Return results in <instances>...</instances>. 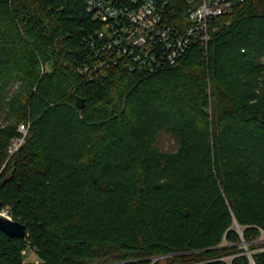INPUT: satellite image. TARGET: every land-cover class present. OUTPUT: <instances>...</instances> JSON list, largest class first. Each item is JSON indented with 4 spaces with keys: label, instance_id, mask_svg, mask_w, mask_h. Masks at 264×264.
Returning a JSON list of instances; mask_svg holds the SVG:
<instances>
[{
    "label": "trees",
    "instance_id": "16d2710c",
    "mask_svg": "<svg viewBox=\"0 0 264 264\" xmlns=\"http://www.w3.org/2000/svg\"><path fill=\"white\" fill-rule=\"evenodd\" d=\"M213 23L212 40L174 66L120 62L91 78L87 0H0V96L22 83L0 120V210L27 227L24 238L0 231V264H226L236 226L258 237L264 0ZM22 97L28 135L7 160ZM164 134L173 151L159 147Z\"/></svg>",
    "mask_w": 264,
    "mask_h": 264
},
{
    "label": "built area",
    "instance_id": "2783aa9c",
    "mask_svg": "<svg viewBox=\"0 0 264 264\" xmlns=\"http://www.w3.org/2000/svg\"><path fill=\"white\" fill-rule=\"evenodd\" d=\"M243 1L87 0V10L97 28L89 40L95 60L84 70L89 75L103 73L104 68L120 62L130 71L142 73L174 66L192 46L209 43L218 31L213 22ZM25 130L22 124L18 132ZM11 143L9 151L15 153L24 140L19 135ZM0 213L11 218L8 211ZM236 231L241 237L237 252L218 260L226 264H264V230L259 229L258 237L251 242L243 238L239 226Z\"/></svg>",
    "mask_w": 264,
    "mask_h": 264
},
{
    "label": "rangeland",
    "instance_id": "374dc122",
    "mask_svg": "<svg viewBox=\"0 0 264 264\" xmlns=\"http://www.w3.org/2000/svg\"><path fill=\"white\" fill-rule=\"evenodd\" d=\"M21 86H22V83L20 81L11 80V82L7 86L6 90L5 91H2L1 96H0V100H2V102H3V104H2L3 109H2V111H0V120L2 121V123H7L9 121L8 120L9 119L8 116L10 117L11 115H10L9 107H8L7 103H9L10 101H12V99H13V97L15 95H18V91H20V87ZM21 100L23 101V104H22V109L20 110L19 116L18 117L12 116L10 118V119L16 120V121L17 120H20L17 123V130H19V127L22 124H25L24 120L22 121V118H21L22 117L21 113H23V108H24L25 101H24V98L23 97H22ZM28 130H29V125H26L25 132L22 133V134L19 133V135L21 136V138L24 140V143H25V139H26V137L28 135ZM12 143H14V142H12ZM12 143H10V145L8 147V150H7L8 151L7 160L16 153V152L15 153H10V151H9L10 146L12 145ZM24 143H22L20 145V147ZM159 147L163 151H173L176 148V143H175L174 139H172V137H170L169 135L164 134V135H162V137L160 139ZM5 164H6V162H5ZM3 170H4V165L0 169V175H2V174L5 175L6 174V172H2ZM3 211H7V210H3ZM240 241H241V237H240ZM164 258H165L164 256L157 257L155 261L162 260ZM24 259H25V262H27V263H37L38 262V258H37V255H36L35 251L34 250H31V249H27Z\"/></svg>",
    "mask_w": 264,
    "mask_h": 264
},
{
    "label": "water",
    "instance_id": "95a60500",
    "mask_svg": "<svg viewBox=\"0 0 264 264\" xmlns=\"http://www.w3.org/2000/svg\"><path fill=\"white\" fill-rule=\"evenodd\" d=\"M0 231L11 238H24L27 234V227L0 213Z\"/></svg>",
    "mask_w": 264,
    "mask_h": 264
}]
</instances>
